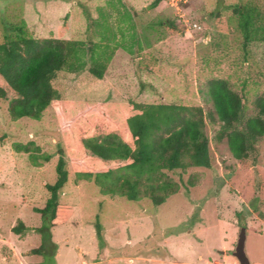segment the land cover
Instances as JSON below:
<instances>
[{"label":"rangeland","instance_id":"1","mask_svg":"<svg viewBox=\"0 0 264 264\" xmlns=\"http://www.w3.org/2000/svg\"><path fill=\"white\" fill-rule=\"evenodd\" d=\"M237 1L0 0V41L5 23L22 19L35 37L99 45L98 8L111 13L108 24L116 32L118 21H126L119 13L127 10L134 29L120 22L124 41L118 32L116 39L128 45L134 30L141 49L134 44L136 53L128 54L116 48L102 79L87 70L66 71L54 86L73 98L200 105L212 159L209 169L168 172L180 188L159 205L103 195L93 180L74 182L68 165L50 223L34 208L44 205V183L56 179V118L47 107L40 120H12L7 101L0 100V264H239L232 252L241 227L249 264H264V136L247 163L234 159L227 138L216 137L220 121L205 94L207 80L227 79L244 97L248 115L256 112L254 99L264 94V41L243 50L231 10ZM84 10L100 24L90 27ZM168 20L181 29L170 30ZM29 142L49 160L34 164L30 151L15 150L14 144ZM190 177L195 185L186 189L181 182ZM18 220L26 227L22 233L12 230Z\"/></svg>","mask_w":264,"mask_h":264},{"label":"trees","instance_id":"2","mask_svg":"<svg viewBox=\"0 0 264 264\" xmlns=\"http://www.w3.org/2000/svg\"><path fill=\"white\" fill-rule=\"evenodd\" d=\"M158 1L154 0L152 5ZM231 10L244 51L250 43L264 41L263 0H238ZM84 11L92 22L90 27L100 24ZM98 11L99 20H103L96 32L102 42L99 45L91 40L35 37L22 19L5 23L2 31L0 100L7 101L10 118L40 120L42 112L50 107L58 125L56 179L53 183H44L47 191L44 205L34 208L50 223L59 204V192L68 179V165L74 182L93 180L103 195L132 201L147 198L155 205L179 191L180 184L168 172L212 168L205 113L200 105L166 101L144 103L131 98L112 101L73 98L54 86L57 76L66 71L87 70L89 75L102 79L116 48L128 54L136 53L134 44L141 49L134 30L128 34L131 37L128 45L121 42L126 29L124 31L119 23L130 22L127 30L134 29L127 10L119 13L126 17V21L119 20L117 24L121 41H117V32L108 24L111 13L102 7ZM168 27L172 31L181 29L173 20H168ZM111 42L114 44L110 45ZM205 94L220 121L217 139L226 137L233 158L247 163L255 144L264 136V94L254 99L256 112L253 115L246 113L244 97L231 88L227 79L207 80ZM31 144L16 143L14 147L18 152L30 151L29 158L34 164L38 158L49 160L48 154L37 155V146L30 149ZM181 183L186 189L195 185L192 177ZM25 228L18 220L12 230L22 233ZM95 228L101 240L98 221ZM41 249L40 246L34 251Z\"/></svg>","mask_w":264,"mask_h":264},{"label":"water","instance_id":"3","mask_svg":"<svg viewBox=\"0 0 264 264\" xmlns=\"http://www.w3.org/2000/svg\"><path fill=\"white\" fill-rule=\"evenodd\" d=\"M245 242V228L241 227L239 230L238 238L232 252L233 256L237 259L239 264H249V260L244 251Z\"/></svg>","mask_w":264,"mask_h":264},{"label":"built area","instance_id":"4","mask_svg":"<svg viewBox=\"0 0 264 264\" xmlns=\"http://www.w3.org/2000/svg\"><path fill=\"white\" fill-rule=\"evenodd\" d=\"M264 227V226H263ZM263 235H264V230H263Z\"/></svg>","mask_w":264,"mask_h":264}]
</instances>
